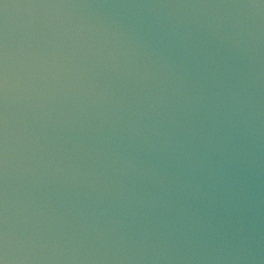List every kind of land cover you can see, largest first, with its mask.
Masks as SVG:
<instances>
[{
  "label": "water",
  "instance_id": "1",
  "mask_svg": "<svg viewBox=\"0 0 264 264\" xmlns=\"http://www.w3.org/2000/svg\"><path fill=\"white\" fill-rule=\"evenodd\" d=\"M0 264H264V0H0Z\"/></svg>",
  "mask_w": 264,
  "mask_h": 264
}]
</instances>
